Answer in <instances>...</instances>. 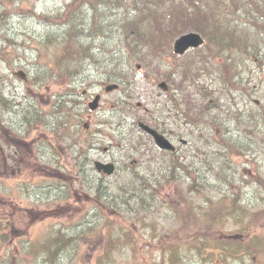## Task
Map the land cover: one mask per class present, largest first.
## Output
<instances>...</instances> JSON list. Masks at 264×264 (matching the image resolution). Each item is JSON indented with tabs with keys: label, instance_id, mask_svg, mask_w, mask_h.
<instances>
[{
	"label": "trees",
	"instance_id": "16d2710c",
	"mask_svg": "<svg viewBox=\"0 0 264 264\" xmlns=\"http://www.w3.org/2000/svg\"><path fill=\"white\" fill-rule=\"evenodd\" d=\"M65 9H94V13L98 14L94 16V26L100 28L104 37L99 52L103 55L117 50L119 54L125 55L124 59L117 56L109 61L113 64L116 80L119 79L120 82L124 77H129L128 73L137 66L135 63L138 58L145 63L143 66H152V70L157 71L155 76H160L164 65L161 58L168 54L179 57L172 52L173 39L188 30L201 33L205 38L203 47L194 48L181 56L192 54L189 60L166 65L170 71L177 72V79H173L172 87L181 92L183 103L188 96L184 93L188 84L186 80L196 87V78H192L194 70L208 67L202 60L201 63L196 62V53L216 61L220 57V49L207 55L204 48H209L211 44L224 48L225 40L229 47H236L237 42L234 41L244 36L253 41H246L243 47L245 53L250 54L253 52L251 50L258 49L261 52L264 48V30L262 33L256 29L258 21H262L264 25V0H72L65 4ZM115 9L119 10V16ZM116 26L119 27L121 38L114 45L104 34L106 30L110 32ZM78 30L74 29V35L69 34L68 37L71 38L64 42V35L56 38L60 46L56 47L52 68L63 70L82 57L84 44L78 39L82 37ZM64 43L75 52L68 51V47L62 45ZM256 45L259 47L254 49ZM4 50L5 48H1L0 54L5 56ZM3 60L9 62L8 59ZM223 62H220L223 78L229 79L235 62H230V58L226 61L228 65ZM170 71L167 70L168 73ZM5 78L7 75L0 74V81ZM44 79H58L62 80L59 83H66L65 80L70 78L54 76ZM230 82L232 89L247 91L241 84L232 80ZM192 105L194 106V101L191 98L190 105L187 102L186 106L191 110ZM212 106L213 101L199 90L196 98V126L200 137L191 148L184 150L182 172L127 174L115 182L112 192L95 186L91 193L95 194V199L99 197L97 200L101 205L94 204V211L101 208L98 213L103 218L101 225L95 224L94 229L88 227L87 233H83L84 230H64L61 226L49 228L45 234L28 242L19 256L10 250L6 253L0 251V264H85L84 260H80L82 247L86 240L94 236L100 239V235L101 239L97 243L100 247L94 264L118 263L114 254L115 251L122 250L123 246L130 249V264H248L247 260L250 264L264 263V206L252 210L250 206L242 205L239 200L243 202V199L237 190L230 192L218 189V195L209 194L211 190L205 188V184H210L208 172L204 167L196 168L198 156L205 160L207 168H212L214 159L213 156L209 158L210 153L220 157L225 155L224 148L215 151L209 140L213 135ZM53 111L61 116L67 113L63 105L54 106ZM257 111V108L248 111L253 113L249 120L255 128L260 126ZM183 113L187 114L184 108ZM188 118L191 121L189 113ZM261 119L264 123V115ZM219 137L223 142V138ZM234 141L237 139L234 138ZM225 144L232 154H241L234 143L226 141ZM198 184H202L201 188L208 194L207 200L203 199L204 203L197 204L193 201V196L196 190L201 189ZM164 188H172L173 193L162 196ZM95 199L92 196V200ZM254 201L264 202V195L259 194L254 200L243 203L250 204ZM146 202L149 207L145 205ZM160 206H165L179 224L166 234L152 233L145 237V231H140V228L147 226L148 220L155 221L151 212L154 208L158 210ZM226 222L237 226L235 237L218 236L221 225ZM2 240L3 237H0V242Z\"/></svg>",
	"mask_w": 264,
	"mask_h": 264
},
{
	"label": "rangeland",
	"instance_id": "374dc122",
	"mask_svg": "<svg viewBox=\"0 0 264 264\" xmlns=\"http://www.w3.org/2000/svg\"><path fill=\"white\" fill-rule=\"evenodd\" d=\"M1 1H4V3L0 5V10L2 11V14H0V50L1 48H5L3 52L6 55L0 54V74L7 75V78L0 81V98L2 100H0V112H3L6 120L12 118L13 120H19L20 124L21 119L30 115V103L31 100H33V91L34 103H38L40 107L47 108V102H49L51 106H57L53 102L58 101L59 105H63V108L69 110V108L73 106L69 99L79 96V93H73L71 95L66 94L68 91L74 90L73 86H76L77 91H81V87L84 85L89 87L88 95L90 96L87 97L88 100L93 98L91 94L98 90V87L100 91L104 93V86L106 83L119 82V79L115 80L117 77L115 71L112 69L113 64L109 62L117 56H120L122 59L125 58V55L119 54L117 50L112 54L105 53L101 55L97 53L95 56L91 57L92 59L81 57L77 61L78 63L75 61L63 70L55 68L56 71L61 72L86 69L87 72H85V77L81 80V83H74L73 81H78L80 78L67 74H57L70 78L69 80H65L66 83H59L62 80L58 79H44L48 77L49 74L43 71H51L54 69L52 65L56 58V47L60 46L58 41H56L58 36L64 35V39H70L71 37L67 35H74V29H79L78 31H80L82 27H85L88 28L90 32L94 33L95 36L97 35V44L104 39L100 28H95L94 26V16H98V14L94 13V9H65V4L72 0ZM115 13L119 16L118 9H115ZM223 18L226 20L225 16ZM109 20L111 21L112 18ZM72 25H77V28H72ZM178 25H181V23ZM118 28L119 27L116 26V28L110 32L106 30L104 34L105 38L110 39V43L114 45H116L121 38ZM263 28V22L258 21L256 29L261 30L263 33ZM78 33L79 36H82L78 38L81 43L94 46L93 40L95 37L90 38L87 32L85 37H83L82 33ZM246 38L244 36L240 40H235L234 42H237L236 47H229L225 40L223 45L224 48L220 45L211 44L209 48H204V51L209 55L211 51L220 49L218 51L220 57L217 61L224 60L225 64L228 65L226 61L230 58V62H235V65L231 67L230 71L233 77L236 75L235 81L234 78H232L233 82L239 84V75L241 74L246 82L249 97L256 98L259 100V103L261 102L264 104V69L262 70L261 68V66L264 67V57L260 55L255 60H252L246 56L243 47L246 41L249 43L253 42L248 38L246 40ZM231 41L232 40H229V42ZM76 42H78V40H76ZM258 47L259 46L256 45L254 49ZM68 51L74 50L69 46ZM190 56L193 55L172 57L168 54L163 56L161 59L164 65L161 68L162 74L160 76L158 74L155 76L157 71L152 70V66H143L142 64L145 63L138 58V62L135 63L137 66H134L133 70L128 73L129 77L123 78V82H120L119 89L105 92L101 101V116L97 113H91L88 119H91V122H93L94 118H99L102 121L118 119L120 118L121 111L126 112L125 109L128 111L125 113L128 122L136 120V118L142 119L147 110H156V115H160V111L164 105V96L163 91L158 87V82L162 80L163 77L168 76L167 69H165L166 65L173 64L177 61L189 60ZM226 56L229 57L227 60H225ZM1 58L8 59L9 62ZM201 60L206 62L208 67L194 70L195 75L192 78H196V87L190 84L189 80H186L188 84L184 88V93L188 95L187 101L190 105L191 98H195V93H198L199 90L202 94L206 95V97H210V91H214V94L219 98L218 105L221 109L225 110V112L222 113V115L225 116L226 113H229L230 109L231 102L229 101L228 94L232 92V87L228 81L223 79V74L219 70L218 65L214 66V63L217 61H214L213 58H205L196 53V62L201 63ZM46 62L47 65L45 64ZM154 62L155 60L153 63ZM219 64L221 66L222 63ZM19 69H24L27 76L20 77L17 75L16 71ZM178 75L180 77L179 71ZM108 78H111V80ZM100 80H102V84L100 86L97 84L95 85V83H99ZM91 82L95 83L92 85ZM237 93V91L233 92L234 95ZM64 95V98L57 100ZM237 99L240 101V108L247 107L246 101H244L243 98L238 96ZM64 100L67 102H64ZM1 102H8V104H2ZM120 103L126 105L124 110L120 108ZM167 106L168 105H165L164 108H167ZM171 107L176 110L173 105H171ZM216 110L217 108L213 111L215 112ZM83 113H85V115L83 114V118L86 120L88 112L84 110ZM121 121V119L115 120V122ZM57 123L60 124L59 128H61V122ZM225 123L232 128L234 131V138L238 140L240 145L244 143L250 145L252 149L249 153L237 157L232 161L224 155L221 157V162H223L227 169L231 167L230 171L237 168L241 171L240 173H256L257 170L255 168L257 166L258 168L264 169V132H258L250 123V125L242 124L238 128H236L235 122L231 119H228ZM39 124H41L40 120ZM93 127H95V125H93ZM123 127L125 130L127 129L126 123ZM237 132H240V134ZM37 133L39 136L42 135L40 132ZM194 133H196L197 139V127ZM103 135L108 136L103 140L104 146L110 145L107 141L110 140V137H114L115 145L122 144L125 141L124 139L122 140L120 133L112 131L111 128H108V125L105 128V124ZM86 141H88V139ZM111 151L114 152V147ZM115 151L116 155L119 156L120 149H115ZM57 152L61 153L60 150H57ZM94 155L92 156L93 158H95ZM103 156H106L105 151H103ZM139 156L140 155H138V157ZM73 158L77 160L79 157H71L69 160L67 159V161H64L66 158L63 156L62 159L55 158L54 162L59 165L61 173L53 176L52 171L47 170V168L43 166V162H47L49 157H39L36 161L41 168L38 170V165L34 163L37 167L34 170V179H29L31 175L27 174L23 175L20 181L18 179L13 182L9 180V185L11 187H8L10 189L8 190L9 196L5 198H7L10 203L16 201L18 204L16 207H9V214H12L14 218H12L13 222L8 223L6 221L8 219L4 214L6 213L5 208H7L8 205L0 203V237H3V240L0 242V251L2 253H6L10 250L14 255L19 256L28 242H33L34 238L42 236L52 227L61 226L64 230L73 232L84 230L83 233H87L88 227L94 229L96 228L95 224L101 225L103 218L101 215H98V213L101 212V208H98L97 212L94 211V204L101 205L97 200L99 197L95 199V194H92L90 191L96 186L95 180L92 179L93 175L90 173L82 174L79 169H76ZM249 159L251 163H248ZM129 160L130 158L127 161ZM245 164L251 168H244L242 170L241 168ZM125 171V167L120 165L113 175L102 178L101 182L98 184V188L104 187L108 192H112V189L115 187V182L127 176ZM260 172L262 176H264V171L261 170ZM240 173H234L238 176L235 177L234 175L231 181L232 188H234L231 192L237 190L243 202L254 200V198L258 196L255 184L243 183ZM253 178L254 179H251L250 182L254 181L257 185L256 187L261 189V185L257 178ZM1 180L2 178L0 177V195L4 189V185L1 184L3 181ZM210 183L213 186H211V184L208 186L205 184L207 186H205V188L210 189L211 191L209 194L214 196L218 195V192L215 190V184L219 186H229V182L226 180L225 175L217 170L214 171ZM201 185L198 184L200 188ZM13 187H16V189H13ZM171 189L172 188H164L163 191H161L162 196L165 194L169 195L172 192ZM27 190L29 194H27ZM224 190L229 191V189ZM32 191H34V193H32ZM207 194L204 188L196 190L193 201L195 203H204V200H207ZM92 196L95 199L94 201L91 198ZM239 202L242 205L250 206L252 210L264 206V202L258 203L254 201L250 204H245L241 200H239ZM27 203L28 206L26 205ZM14 209H16V211ZM18 211L25 212L27 217L19 215ZM30 211L34 213V222H31L29 219L28 215H30ZM142 212L143 211H141V213ZM130 213L131 212H129V214ZM6 214H8V212ZM151 214H154L155 221L148 220V222L146 221L147 226L140 228V231H145L143 233L145 237L152 233L166 234L179 224V221L176 220L175 216L171 214L165 206H160L158 210L154 208ZM19 220H21L20 223ZM236 229L237 226L226 222V224L221 225L218 236L223 238H229L227 237L228 234L235 236ZM1 234L3 236H1ZM100 239L94 236L86 240L85 245L82 247V259H80L84 260L85 264H94V258L100 247L97 243ZM121 249L122 250L115 251L114 256L119 260L116 264H130L129 247L123 246ZM247 263L250 264L248 260ZM260 264L264 263L260 262Z\"/></svg>",
	"mask_w": 264,
	"mask_h": 264
},
{
	"label": "flooded vegetation",
	"instance_id": "af4514ba",
	"mask_svg": "<svg viewBox=\"0 0 264 264\" xmlns=\"http://www.w3.org/2000/svg\"><path fill=\"white\" fill-rule=\"evenodd\" d=\"M87 35L90 38H94L93 33L89 30L87 31ZM43 72L49 75L67 74L76 76L80 80L73 82L81 83L87 70L78 69L71 72L51 70ZM94 83L91 82L92 85ZM96 84L101 85L100 82H96ZM73 87L74 90L68 91L66 94L79 93V96L69 99L74 109L73 106L70 107L64 116L54 114L53 105L40 110L38 104L33 102L31 103L32 111L30 115L21 119L20 124L19 120H13L12 118L0 121V177L2 178L1 181H3L1 184L4 185V189L0 195V203L8 205L5 208V212H9V207H16L18 204L16 201L10 203L5 198L9 196L8 190L10 189L8 187H11L9 180L13 182L18 179L20 181L23 175H34V170L37 168L34 163L39 165L36 161L39 157H49L50 161L47 160L49 163L46 168L55 172L60 171L59 167L55 166V158L62 159L63 156L66 158L64 161H67L71 157H79L77 160L73 158L76 164L75 168L79 169L82 174L94 172L92 175L97 180H100L102 177V172L95 170V161L113 164L115 170L120 165L127 169L146 168L149 162L155 164L154 167L157 171L179 172L182 170V153L187 141H183L182 139L183 110L179 91L175 90L173 93L167 92L169 86L165 88V92H163L164 105L160 111L159 121L155 116L151 115L150 111H147L146 115L151 121L150 125L157 127L172 143L173 148L168 150L157 148L151 137L148 136L149 134L140 131L138 125L136 127L134 120L128 122L125 116L126 112L121 111L120 118H118L122 120L121 122H115L118 119L102 121L99 118H94L93 122H91V119H88L91 113H97L101 116V101L105 92L102 93L98 87V90L91 94L93 98L98 96V105L96 108L90 109V103L93 98L87 100V97L90 96L88 95L89 87L84 85L81 87V91H77L76 86ZM65 95L59 97L57 100H61ZM171 97L176 102H173ZM64 102L67 101L64 100ZM165 105H168L167 108H164ZM171 105L176 110L172 109ZM84 110L88 112L86 120L83 118V114L85 115L83 113ZM195 116L196 111L192 109V117ZM83 119L84 121L82 122ZM39 120L41 124H39ZM59 120L61 123L63 122L61 128H59L60 124H56V121L59 122ZM125 123L126 130L123 127ZM104 124L105 128L108 125V128H111L112 131L120 133L125 143L115 145L114 137H110V140H107L110 145L104 146L103 140L108 137L107 135H103ZM37 132H40L42 135L39 136ZM87 139L88 141H86ZM113 147L114 152L111 151ZM118 148L120 149L119 156L116 155L115 151ZM57 150H60L61 153H58ZM103 151H105L106 156H103ZM142 151H155L158 155L155 158L138 157ZM93 155L95 158L92 157ZM129 158L130 160L127 161ZM31 179H34V176ZM13 189H16V187H13ZM14 210L16 211V209ZM28 216L31 221L34 220V213L32 211H30V215Z\"/></svg>",
	"mask_w": 264,
	"mask_h": 264
},
{
	"label": "water",
	"instance_id": "95a60500",
	"mask_svg": "<svg viewBox=\"0 0 264 264\" xmlns=\"http://www.w3.org/2000/svg\"><path fill=\"white\" fill-rule=\"evenodd\" d=\"M203 39L201 38V36L196 33V32H188V33H184L180 36H178L174 43H173V49L174 52L177 53H183L188 47L191 46H198L200 44H202ZM163 85V84H161ZM116 85H109L108 87H106V90H110L112 88H114ZM97 100H98V96H96L93 101L90 103V108H95L97 105ZM139 125L148 133H150L153 138L154 141L156 143L157 146L161 147V148H172V145L160 134L158 133L155 129L151 128L150 126L146 125L143 122H139ZM97 170H102L103 172L110 174L113 172V164H103L101 162H96L95 164Z\"/></svg>",
	"mask_w": 264,
	"mask_h": 264
},
{
	"label": "bare ground",
	"instance_id": "6f19581e",
	"mask_svg": "<svg viewBox=\"0 0 264 264\" xmlns=\"http://www.w3.org/2000/svg\"><path fill=\"white\" fill-rule=\"evenodd\" d=\"M4 3V1L3 2H1L0 3V5H2ZM72 28H77V25H72ZM88 31V28H85V27H82L81 29H80V32L83 34V37H85V34H86V32ZM68 36V35H67ZM64 40L65 39H63V42H64ZM57 41V40H56ZM52 43H53V41H52ZM63 46H67L68 47V44H62ZM90 59H92L91 57H90ZM218 189H224V187H222V186H218L217 187ZM147 207H149L150 205L146 202V204H145Z\"/></svg>",
	"mask_w": 264,
	"mask_h": 264
}]
</instances>
